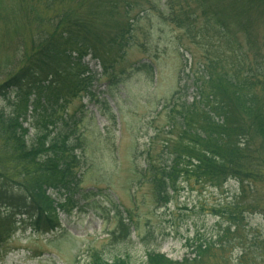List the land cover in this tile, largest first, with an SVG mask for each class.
I'll return each instance as SVG.
<instances>
[{"label":"rangeland","instance_id":"1","mask_svg":"<svg viewBox=\"0 0 264 264\" xmlns=\"http://www.w3.org/2000/svg\"><path fill=\"white\" fill-rule=\"evenodd\" d=\"M104 1L117 4L123 14L126 4L133 7L124 18L133 25L127 56L114 76L101 75V66L93 63L98 75L92 90L96 97L70 99L66 113H59L78 119L86 165L82 189L95 195L83 200L81 205L87 206L71 216L61 214L62 231L52 235L32 233L25 217L12 218L10 236L0 243V264H92L94 255L109 262L129 257L133 264H144L151 251L181 262L190 255L188 241L195 239L216 243L214 258L201 264H264V168L262 179L243 184L231 179L217 187L182 178L165 206L157 205L144 173L149 157L157 164L170 161L171 149L167 148L180 135L172 128L177 115L171 110H180V98L190 105L197 97L193 82L201 78L204 65L219 56L224 59L225 50L243 48L256 75L264 73V19L257 23L255 36L247 39L234 28L227 38L214 31L209 13L192 0ZM31 3L33 0L3 2L5 12L19 10L15 15L19 28H14L13 19L0 21V85L16 72V46L29 41L33 33ZM242 6L232 4L228 14ZM88 10V6L81 8L84 15ZM254 13L252 9L251 16ZM23 43L30 48L23 41L20 57ZM226 60L229 66L235 62ZM142 63L153 67L152 74L134 72L126 80L122 72ZM113 77L118 78V86L111 83ZM14 96L12 93L10 98ZM1 110L9 113L12 106L0 99ZM260 145L259 139L254 147ZM261 154L264 162V151ZM114 204L134 227L132 238L118 245L112 240L118 224ZM235 204L245 211L237 227L229 214L217 216L215 212ZM13 214L0 207V219ZM229 227L231 235L219 241Z\"/></svg>","mask_w":264,"mask_h":264},{"label":"trees","instance_id":"2","mask_svg":"<svg viewBox=\"0 0 264 264\" xmlns=\"http://www.w3.org/2000/svg\"><path fill=\"white\" fill-rule=\"evenodd\" d=\"M192 1L205 8L214 31L227 38L234 28L247 39L253 37L257 23L264 19V0ZM3 2L0 0V21L13 19L17 30L15 15L19 10L5 12ZM236 3L243 6L229 15L230 6ZM85 6L89 10L84 15L81 8ZM117 6L104 0H33L28 8L33 33L29 41H23L30 48L23 43L24 55L20 57L23 41L18 43L16 72L0 85V99L12 106L9 113L0 111V207L14 212L0 219V243L9 238L14 225L10 221L16 216L29 220L32 233L52 235L62 231L60 215L71 216L87 206L81 205L83 200L95 195L82 189L86 165L78 119L59 113H66L70 99L96 97L92 90L97 75L83 62L86 57L100 63L103 75L114 76L124 62L133 33V25L124 18L133 7L126 4L123 14ZM22 14L28 16L27 12L26 16ZM222 54L224 59L219 56L209 61L201 69V78L194 80L198 94L193 102L188 105L182 97L180 110H171L177 115L172 118V128L180 135L167 148L171 149L170 161L157 164L148 158L144 173L149 176L157 205L171 202L182 178L217 187L231 179L243 184L263 178L264 73L256 75L243 48H230ZM226 59L235 62L229 66ZM144 70L152 74L153 67L142 63L122 74L128 80L132 73ZM111 83L120 84L116 77ZM259 139L261 145L254 147ZM114 208L118 224L112 240L118 245L132 238L134 227L118 206L114 204ZM215 212L217 216L229 214L235 227L245 213L239 204ZM231 230L227 228L218 240L230 236ZM211 241L189 240L190 255L182 262L151 251L144 264H201L214 258L211 254L216 243ZM93 260L92 264H133L129 257L109 262L102 255H94Z\"/></svg>","mask_w":264,"mask_h":264}]
</instances>
